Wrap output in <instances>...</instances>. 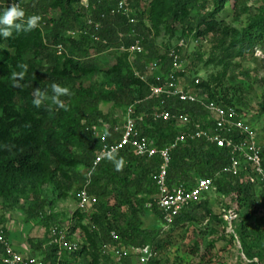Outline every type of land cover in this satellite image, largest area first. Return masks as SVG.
Masks as SVG:
<instances>
[{
	"label": "trees",
	"instance_id": "1",
	"mask_svg": "<svg viewBox=\"0 0 264 264\" xmlns=\"http://www.w3.org/2000/svg\"><path fill=\"white\" fill-rule=\"evenodd\" d=\"M81 1H23L26 17H41L39 27L0 39V205L9 202L10 208H15L21 200H30L27 218L42 224L48 239L46 236L37 241L31 238L27 243L31 255L45 264H133L131 257H125L121 263L113 262L110 256L102 254L104 244L149 245L159 252L151 264H161L163 249L184 240L191 226L214 222L219 217L224 229L227 223L206 198L185 206L165 228L156 201L159 188L155 176L162 164L158 154L139 156L127 146L114 154L124 158L121 170L117 171L107 157L94 168L88 190L97 196L98 203L89 213L76 209L72 221L81 225L86 241L73 253L61 251L58 244L51 242V228L62 227V223L49 208L51 201L43 199L41 192L45 186L52 185L59 191V197H63L70 193L75 182L80 183L78 191L84 187L87 173L101 147L95 129L104 130L109 142L121 138L114 130L120 122L116 109L127 113L128 107L133 106L137 114H143L139 124L141 134L153 139L158 148L171 144L179 128L172 120L156 117V112L166 109L172 113H189L191 126L197 121L206 122L207 112L200 102L152 95V86L158 84L157 75L171 67L169 48L176 47L184 53L183 47L177 44L167 45V52L159 56L161 69L151 70L148 66L155 58L157 37L164 29L174 35L179 24L181 36L178 39L191 37L198 41L203 36H210L215 44L212 58L206 63L219 61L227 67L234 59L257 49L264 53V3L259 13L249 17L239 29L219 19L218 14L233 1L239 18L248 10L249 0H214L211 11L205 9L208 0H128L130 6L140 8L138 13L135 12V23L129 22L121 13L111 15L118 0H89V8L81 7ZM143 2L149 4L148 16L153 22L151 30L154 34L145 29L146 9L140 6ZM194 7L200 9L195 18L192 17ZM5 9L0 6V11ZM53 10H58L59 15L51 14ZM88 17L93 21L91 25L87 23ZM73 30L75 35L69 33ZM134 30L141 38L144 50L134 54L131 61V53L121 47H129L135 42ZM61 43L65 51L58 54L54 45ZM110 48L117 53L116 60L112 67L103 69L99 56L109 52ZM218 49L221 56L216 54ZM21 64H26L28 71L21 81L22 87L18 88L13 74L20 71L18 65ZM186 71L180 70L179 75L186 77V84L195 85V79L200 77H191ZM224 75L222 73L214 85L200 78L197 86L208 100L223 106H248L242 97L235 101L228 94H219L217 86ZM53 83L70 90L71 95L60 98L65 107L60 108L48 99L36 108L33 105L35 90L39 88L51 97ZM261 112L264 113V96ZM260 144L264 165V136L261 135ZM170 155L169 186L181 182L194 185L200 178H212L213 188L219 196L225 200L231 197L239 213L231 240L238 237L249 259L247 264H264V215H258L264 208V191L259 197L256 185L242 176L223 172L231 162L229 149L202 137L179 143ZM82 168L86 169L85 174L80 173ZM5 222L7 219L0 209V227L10 241ZM73 228L74 225L70 232ZM113 231L118 239H113ZM97 247L99 255L95 251ZM194 248H199L197 241ZM3 251L4 246L0 243V253Z\"/></svg>",
	"mask_w": 264,
	"mask_h": 264
},
{
	"label": "built area",
	"instance_id": "2",
	"mask_svg": "<svg viewBox=\"0 0 264 264\" xmlns=\"http://www.w3.org/2000/svg\"><path fill=\"white\" fill-rule=\"evenodd\" d=\"M22 0H0V6L7 8L12 4H18L19 7L24 8ZM82 4L89 8L88 0H82ZM128 0H118V3L110 11L111 15L121 13L125 15L129 22L135 23L137 20L134 17L135 13H128L130 9ZM87 23H93L91 17H88ZM97 27L99 24L96 25ZM72 35L76 31L69 32ZM136 36L135 42L129 47L122 46V50H127L131 55L137 52H142L141 38L133 31ZM98 39V38H97ZM179 47L185 46L182 41ZM57 53L62 54L65 51L63 44L54 45ZM183 52L174 47L169 52V57L172 58L171 67L165 71H160L157 75V85L152 86V95L162 96L165 98H179L183 101L200 102L207 117L206 122L197 121L192 124V118L189 113H172L170 110H161L156 112L155 116L164 120H172L179 132L177 137L171 144L165 145L163 148H158L153 141L147 136L141 134L139 124L143 120V114H137L133 106L128 107L126 119L123 123L117 124L114 130L121 134V138L113 142L108 141V135L105 131L96 133V137L101 140V147L97 153L93 166L88 171V179L84 187L78 193L77 209L82 212L89 213L98 203L96 195L90 194L88 188L91 183V175L94 168L107 157L108 153L115 149V153L119 150L129 146L131 150L139 156L152 157L156 154L162 159L158 174L155 176L159 193L157 196V206L162 212L165 228L169 227L175 218L181 213L185 206L190 203L198 202L203 199L205 195L213 190V179L210 177H203L198 179L194 185H186L185 182L178 183L170 187L167 182L168 167L170 165L171 151L179 143L185 144L190 140L197 138H206L210 142L217 143L220 147H226L231 154V162L226 166L223 172L231 174L234 177L242 176L247 182H250L256 187L264 188V165L261 156L260 131L256 124L246 116L239 107L223 106L222 104L208 100L205 92L198 88L200 78L195 79V85L186 84L183 77L179 75L181 68V57ZM160 60L151 63L148 67L151 70H160ZM145 76H143V79ZM114 153V154H115ZM48 214L50 212L48 211ZM222 218L226 221L227 232L235 233V222L239 219V213L235 208H222ZM71 227L62 223V227L53 226L51 228V242L59 245L61 251H68L69 253L76 252L81 248L82 244L70 239ZM113 239H118L115 231L111 232ZM237 242H240L236 236ZM0 243L4 246V251L0 253V264H45L42 259H39L30 253V247L25 246V249H18L9 241L0 227ZM102 254L110 256L115 263H121L125 257H131L133 264H151L152 259L159 256V252L155 251L151 246L134 247L125 245H102ZM60 254L62 252H59Z\"/></svg>",
	"mask_w": 264,
	"mask_h": 264
},
{
	"label": "rangeland",
	"instance_id": "3",
	"mask_svg": "<svg viewBox=\"0 0 264 264\" xmlns=\"http://www.w3.org/2000/svg\"><path fill=\"white\" fill-rule=\"evenodd\" d=\"M25 3H31L32 0H22ZM213 1L208 0V4L205 6L206 11H211L213 8ZM264 0H249L248 10L245 13L237 18V15L234 10V2L230 1L224 10L218 14L219 19L224 20L229 23L231 26L241 28L248 20L249 17L257 15L259 9H261ZM84 6L81 1V7ZM141 8L146 9L145 11V29L146 31L151 30L153 23L149 19L148 12L150 10L149 4L144 2L140 4ZM148 8V9H147ZM140 8L131 6L128 10V13L139 12ZM200 12L199 7H194L192 10V17H197ZM53 15H59L58 10H53ZM170 23H172L170 21ZM181 27L180 24L177 25V31L174 35L170 31L164 29L161 35L157 37V46L155 52V58L150 62H156L160 60V55L167 52V45H179L180 42H185L184 48V60L181 63V68L185 71L191 69V71H186V73L193 76H197L203 79V81H210L211 83H216V79L219 78L222 73L225 75L222 78V83L219 84L218 91L219 94H228L230 99L237 101L238 98H244L248 106H240V109L243 113L251 118V120L256 124L260 131V135L264 136V113L261 112V103L264 96V53L260 50H255L254 53H249L247 56L242 58H236L232 61L231 65L227 67L224 66L221 62L213 61L207 64L209 58H212V51L214 49L213 38L210 36L201 37L198 41L192 39L181 38ZM7 46V44H6ZM112 49V48H111ZM114 50V49H113ZM173 50V47H170L168 52ZM220 50L216 51L217 55H220ZM117 53L115 51H109L103 53L99 56L100 64L103 69H109L114 65L116 60ZM221 56V55H220ZM236 74V78L234 75ZM184 77L182 80L186 81ZM244 107V108H242ZM117 111V117L119 119V124L123 125L126 119V113L122 109ZM98 136V133L97 135ZM80 173L85 174L86 169L82 168L79 170ZM78 182L73 184V189L67 196L59 197V191L54 188V186H45L41 192L42 198L47 201H51V208L54 215L57 216V221L65 225H69L74 228L70 234V239L83 244L86 241L82 227L80 224H77V221H72L74 218V213L77 209L78 204ZM264 188L256 187L257 195L260 197L263 194ZM209 199L212 208L218 214L222 213V208L227 204L234 208L231 197L223 199L217 193L216 188H213L212 192L205 195L203 199ZM30 200H21L20 204L15 207V212L12 213L14 216L9 219V227L15 231L13 232L14 238L18 242L19 247L27 245L28 239H43V237H48V232L45 227L40 224L37 220L29 221L27 218L26 209L29 207ZM113 203V200H112ZM3 205V203H2ZM2 210V207H0ZM13 212V211H12ZM24 215L23 220H19L18 216ZM258 215H264V208L261 209ZM222 218V214H221ZM220 217L217 221L214 222H203L197 224L196 226H191L187 237L183 240L180 239V242H175L173 244L167 245L161 252V264H247L249 259L246 254L243 252L241 242L238 240H231V234L227 232V229L223 228V225L219 222ZM74 223V224H72ZM84 223H87L86 221ZM240 221L237 223L239 226ZM75 225H77L75 227ZM48 239V238H47ZM199 243V248L196 250L194 248L195 242ZM214 243L213 247H209ZM100 245V244H99ZM29 246V244L27 245ZM96 253L99 255L98 247L95 248ZM101 262L104 263V260L100 258ZM255 260H258L257 258Z\"/></svg>",
	"mask_w": 264,
	"mask_h": 264
},
{
	"label": "clouds",
	"instance_id": "4",
	"mask_svg": "<svg viewBox=\"0 0 264 264\" xmlns=\"http://www.w3.org/2000/svg\"><path fill=\"white\" fill-rule=\"evenodd\" d=\"M89 1V0H88ZM90 4V3H89ZM41 17L38 15H29L26 17L24 9L19 7L18 4H12L5 10L0 11V39H8L13 36L14 33L30 32L39 27ZM20 71L14 73L13 77L16 81L15 86L22 87L21 81L24 78L25 73L28 71L26 64L18 65ZM53 95L49 97L46 93H43L39 88L34 92L33 105L36 108H40L45 100L50 99L52 103L56 104L60 108H64L61 97L71 95L70 90L67 87L59 84H52ZM115 149L109 152L107 159L114 163L117 171L121 170L125 164L124 158L114 155Z\"/></svg>",
	"mask_w": 264,
	"mask_h": 264
},
{
	"label": "crops",
	"instance_id": "5",
	"mask_svg": "<svg viewBox=\"0 0 264 264\" xmlns=\"http://www.w3.org/2000/svg\"><path fill=\"white\" fill-rule=\"evenodd\" d=\"M122 49V48H121ZM110 51H113V49H111L110 48ZM132 57H133V55H131V57H129L130 58V60L131 61H133V59H132ZM136 70V69H135ZM136 73H138V72H136ZM117 115V114H116ZM101 131V130H100ZM100 131H96V129H95V135H96V133H98V132H100ZM102 131H104V130H102ZM154 141V140H153ZM155 142V141H154ZM2 201H4V200H2ZM0 207H2V210H1V214L5 217V219H7V222H5L6 224V227L8 228V230H9V234H10V241L14 244V246H16L18 249H20V250H22L23 249V247H19L17 244H18V242H17V240L14 238V234H13V232H15V231H13L9 226V223H8V221H9V219H11L14 215L12 214V213H14L15 211V209L16 208H10V203L9 202H5V205L3 204L2 205V203H1V205H0ZM13 211V212H12ZM19 218V220H23L24 219V215H19L18 216ZM27 243V242H26ZM27 245H28V243H27ZM26 245V246H27ZM25 247V246H24ZM29 247V246H28Z\"/></svg>",
	"mask_w": 264,
	"mask_h": 264
}]
</instances>
